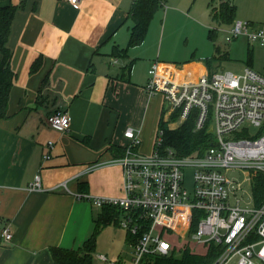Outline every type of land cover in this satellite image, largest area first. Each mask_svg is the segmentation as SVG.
<instances>
[{
	"label": "crops",
	"instance_id": "0c3cea01",
	"mask_svg": "<svg viewBox=\"0 0 264 264\" xmlns=\"http://www.w3.org/2000/svg\"><path fill=\"white\" fill-rule=\"evenodd\" d=\"M9 1L17 7L7 41L16 77L7 116L0 118V264H55L50 248L82 247L103 211L77 196L80 185L96 196L124 193L123 167L114 154L131 142L127 127L139 133V150L153 151L166 101L161 93L150 94L146 83L159 58L146 60L145 41L129 46L133 0H81L77 6L69 0H0V5ZM222 1L236 6L234 20L264 26V0H219V5ZM124 47L122 54L118 49ZM159 62L160 70L176 75L184 70L190 79L215 71L202 59ZM58 107L70 114L67 131L47 122ZM48 141L54 146L45 159ZM37 172L42 189L30 187ZM65 180L69 189L58 186ZM121 217L119 210L102 230L114 223L115 234L127 239ZM7 226L10 241L2 236Z\"/></svg>",
	"mask_w": 264,
	"mask_h": 264
},
{
	"label": "built area",
	"instance_id": "2783aa9c",
	"mask_svg": "<svg viewBox=\"0 0 264 264\" xmlns=\"http://www.w3.org/2000/svg\"><path fill=\"white\" fill-rule=\"evenodd\" d=\"M69 1L77 6L81 0ZM240 36L264 46V26L253 21L237 18L232 22L226 40ZM159 63L155 60L150 67L146 89L163 94L165 107L171 113L177 111L175 125L169 127L177 128L194 116L195 128L208 126L215 143L203 154L178 156L172 148L163 152L159 147L163 128H159L156 146L144 153L138 149L139 133L127 127L125 135L131 142L114 161L123 167L124 193L96 196L80 191L77 196L122 212L119 223L134 238L130 242L133 264L171 255L177 245L187 242L202 246L204 254L215 247L217 255L211 264H264V196L258 201L255 194L257 177H264V72L247 65L242 73L215 70L190 79L184 70L181 75L168 68L160 70ZM47 122L67 131L70 114L55 108ZM250 125L260 127V133L249 135ZM53 146L48 141L45 159L51 157ZM231 171H242L245 178L231 176ZM58 186L69 189L68 180ZM30 187L43 188L40 172ZM261 189L264 181H260ZM2 236L12 240L10 226ZM98 257L109 260L105 253Z\"/></svg>",
	"mask_w": 264,
	"mask_h": 264
},
{
	"label": "rangeland",
	"instance_id": "374dc122",
	"mask_svg": "<svg viewBox=\"0 0 264 264\" xmlns=\"http://www.w3.org/2000/svg\"><path fill=\"white\" fill-rule=\"evenodd\" d=\"M219 6V0H168L166 5L156 11L144 40L146 50L143 53L146 60L159 58L158 61L166 60L182 65L187 60L202 59L215 70L242 73L244 68L250 65L255 70L264 72V46L259 43L251 44L245 36L227 41L231 23L221 22L213 17V10ZM254 21L258 26V21ZM163 110L166 116H169L168 125L173 127L178 118L177 111L171 113L168 107ZM162 112L159 115V123ZM159 127L160 125L158 130ZM248 127L249 135L260 133L258 126ZM229 175L245 178L242 171H231ZM110 225L112 226L106 230L101 229L98 233L93 264H133L134 254L130 241L123 235L118 237L114 230L115 224ZM120 228L128 235L126 229ZM186 247H190L191 252L199 255L203 252L202 246L187 242L177 245L176 255L182 254ZM98 253L107 254L109 260L102 261L97 257Z\"/></svg>",
	"mask_w": 264,
	"mask_h": 264
},
{
	"label": "trees",
	"instance_id": "16d2710c",
	"mask_svg": "<svg viewBox=\"0 0 264 264\" xmlns=\"http://www.w3.org/2000/svg\"><path fill=\"white\" fill-rule=\"evenodd\" d=\"M167 1L133 0L130 9V18L133 21V25L129 46L140 45L144 42L156 11L164 6ZM16 9V5L11 1L7 4L0 5V118L7 116L10 92L16 77V73L11 65L12 51L7 45ZM235 14L236 6L229 1H222L220 8L213 10V17L221 22H233ZM118 50L124 54L127 48H119ZM130 71L131 66H128L125 73L129 76ZM128 76L122 78L128 79ZM168 120L169 116H166L163 110L159 123V128H163L162 141L159 146L163 152L167 151L168 148H172L178 156H186L194 153L203 154L215 143L214 134L208 129V126H204L201 129L195 128L194 116H191L177 128H170ZM124 153L125 148L116 147L114 155L115 157H120ZM260 181H264L262 175L257 177L255 181V194L258 197V201L264 196V189H261L260 192ZM80 191L87 192V185L81 184ZM118 211L117 207L104 206L103 211L95 218V231L84 242L82 247L68 248L58 245L52 246L50 250L55 264H93L98 233L103 226L116 220ZM133 240L134 238L128 233V241L131 242ZM216 255L217 251H215V247H212L207 253H202L201 255L191 252L190 247H186L180 255H176L175 252L168 256H154L143 264H211Z\"/></svg>",
	"mask_w": 264,
	"mask_h": 264
}]
</instances>
